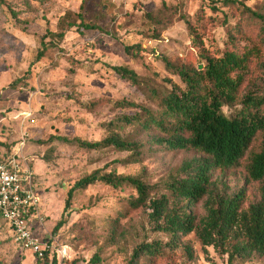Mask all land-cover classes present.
<instances>
[{
  "label": "rangeland",
  "instance_id": "374dc122",
  "mask_svg": "<svg viewBox=\"0 0 264 264\" xmlns=\"http://www.w3.org/2000/svg\"><path fill=\"white\" fill-rule=\"evenodd\" d=\"M106 1L108 7L102 0H0V148L11 149L27 135L24 152L37 174L45 217L37 234L53 242L50 256L57 248L66 250L57 264H87L95 255L101 259L98 264H127L141 242L169 240L152 229L148 207L129 205V198L137 195L130 185L96 183L76 190L65 210L68 191L76 181L100 171L140 175L147 183L162 186L185 159L200 156L194 149L168 148L157 141L164 134L134 124L117 131L143 143L138 162L130 159V151L86 149L59 137L101 140L108 134L109 122L138 111L114 102L128 100L157 109L152 89L162 93L170 87L168 79L185 87L164 59L198 67L206 62L193 44L184 14L203 24L198 27L203 46L219 56L232 47L226 22L242 20L240 11L222 0ZM244 2L264 10V0ZM210 4H217L219 11L210 10ZM70 10L83 12L104 31L74 26L63 36L56 35L61 17ZM201 15L204 18L198 20ZM236 44L244 42L239 39ZM127 45L133 46L131 53L126 52ZM41 50L43 56L37 59ZM114 65L134 70L139 82L122 78ZM246 84L264 85L263 69L258 68ZM232 109L224 107L227 113ZM261 140L259 135L253 147ZM213 176L228 192L244 188L247 206L261 197L260 183L247 180L244 160L235 168L216 170ZM192 211L199 220L205 214L203 202ZM61 218L63 225L53 232ZM180 241L153 264H223L226 260L214 247L204 246L195 232L181 235ZM42 262L16 240L0 215V264ZM244 264H264V253H253Z\"/></svg>",
  "mask_w": 264,
  "mask_h": 264
},
{
  "label": "trees",
  "instance_id": "16d2710c",
  "mask_svg": "<svg viewBox=\"0 0 264 264\" xmlns=\"http://www.w3.org/2000/svg\"><path fill=\"white\" fill-rule=\"evenodd\" d=\"M103 1V7L110 4ZM224 5L240 11L241 22L227 24L232 44L220 56L205 50L198 27L203 24L193 22L183 15L194 46L205 60V66H189L165 58L166 68L180 76L185 87L168 79L170 87L160 93L152 89L157 109L143 104L121 100L114 105L122 108H136L138 111L125 114L107 124L108 134L101 140L88 141L80 138L59 139L77 144L86 149L114 147L130 151L133 162L141 161L143 143L122 136L117 130L134 124L143 131L164 134L159 143L171 149H194L200 156L185 159L177 173L164 185H152L140 175H119L113 172L101 174L94 171L79 179L69 189L65 210L70 207L76 190L85 189L96 183L114 187L130 185L137 195L129 198L132 208L141 206L150 209L149 219L154 231L169 237L164 242L154 240L138 244L127 264H153L180 244V236L195 232L204 246H212L221 256H226L223 264H244L253 253H264V85L246 84L251 75L259 69L264 72V10L254 9L244 0H222ZM83 7V6H82ZM210 10L219 11L217 4H210ZM201 12V11H200ZM204 15L198 17V20ZM209 18L212 19L211 16ZM76 26L82 30L104 31L97 22L87 20L83 12H66L60 19L59 32ZM244 44L237 46L236 41ZM131 53L133 46H125ZM41 50L37 59L43 56ZM112 68L124 79L139 82L136 72L127 66L114 65ZM233 108L230 113L224 107ZM261 135L257 148L255 139ZM245 162L247 180L260 183L261 197L246 205V192H228L223 182L214 180L216 170H227ZM203 202L205 214L197 220L192 208ZM63 225L61 218L53 232ZM42 264H57L61 260L57 254L50 256L44 250ZM51 259V260H49ZM101 259L95 255L87 264H98Z\"/></svg>",
  "mask_w": 264,
  "mask_h": 264
},
{
  "label": "built area",
  "instance_id": "2783aa9c",
  "mask_svg": "<svg viewBox=\"0 0 264 264\" xmlns=\"http://www.w3.org/2000/svg\"><path fill=\"white\" fill-rule=\"evenodd\" d=\"M26 136L11 149L0 148V215L21 245L43 258L44 250L50 249L53 242L40 239L37 234V227L44 226L45 217L40 208L37 174L24 152ZM66 253L61 247L51 256L57 254L62 260Z\"/></svg>",
  "mask_w": 264,
  "mask_h": 264
},
{
  "label": "water",
  "instance_id": "95a60500",
  "mask_svg": "<svg viewBox=\"0 0 264 264\" xmlns=\"http://www.w3.org/2000/svg\"><path fill=\"white\" fill-rule=\"evenodd\" d=\"M203 66L202 65H200V67L199 68H202Z\"/></svg>",
  "mask_w": 264,
  "mask_h": 264
}]
</instances>
